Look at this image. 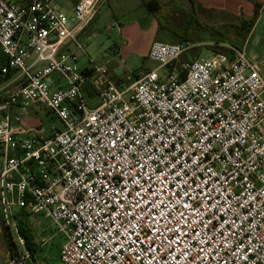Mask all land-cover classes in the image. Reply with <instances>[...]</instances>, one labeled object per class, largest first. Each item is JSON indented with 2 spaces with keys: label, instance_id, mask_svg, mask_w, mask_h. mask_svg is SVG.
<instances>
[{
  "label": "built area",
  "instance_id": "1",
  "mask_svg": "<svg viewBox=\"0 0 264 264\" xmlns=\"http://www.w3.org/2000/svg\"><path fill=\"white\" fill-rule=\"evenodd\" d=\"M101 1L67 14L52 0H0V74L16 75L0 97L9 264H42L50 240L32 232L28 251L21 212L61 234L56 264H264L263 65L239 48L190 58L187 42L153 41L158 67L124 88L101 66H77ZM34 106L61 129L23 137Z\"/></svg>",
  "mask_w": 264,
  "mask_h": 264
},
{
  "label": "rangeland",
  "instance_id": "2",
  "mask_svg": "<svg viewBox=\"0 0 264 264\" xmlns=\"http://www.w3.org/2000/svg\"><path fill=\"white\" fill-rule=\"evenodd\" d=\"M76 2L80 0H52L55 6L66 13L70 12L71 4ZM141 3V0L100 2L97 17L82 37L87 55L84 57L83 54H78L77 66L80 69L101 66L112 82L125 88L131 85L138 75L158 67L154 61L147 58V49L152 41L169 43L165 39L170 33L173 38L187 36L189 42H180L192 45L187 57L209 58L213 51L234 47L243 49L249 60L260 62L264 69V9L258 12V18L246 41L237 35L236 31L242 24L241 19L246 16L251 18L253 11L240 4L242 0H225L222 6L227 12L235 14L216 13V18L213 16L210 21L203 16H194L188 5L187 9L180 7L173 10V17L176 16L177 19L172 18L167 23L159 16H150ZM168 5L172 9L178 7L173 2ZM4 79L0 74V96L12 92L16 86L8 84V80ZM84 98L89 107L98 102L95 95H88L86 92ZM26 113L27 116L29 114L34 117L29 119V122L38 128L30 131L29 138L36 133L47 136L52 128L61 129L62 124L48 115L43 108L38 110L37 114L27 108ZM28 221L37 241L50 236L49 242L38 249L41 263L56 264L63 237L55 233L50 227V221L43 217H28ZM3 233L4 229L0 228V264H9L12 247L8 241L5 242ZM11 237L16 242V234L12 232Z\"/></svg>",
  "mask_w": 264,
  "mask_h": 264
},
{
  "label": "crops",
  "instance_id": "3",
  "mask_svg": "<svg viewBox=\"0 0 264 264\" xmlns=\"http://www.w3.org/2000/svg\"><path fill=\"white\" fill-rule=\"evenodd\" d=\"M147 1H154V0H147ZM155 1H158L160 4H158V10H159V13L157 16L161 17L162 19L165 20V23L169 22L170 19L172 18H175L177 19V17H173V10L175 9H179L180 7L184 8V9H187V5H188V8L189 10L191 11V13L194 14V16H203L206 20L210 21L211 19H213V16H214V19L216 18V13L218 14H221V12H227L226 9L222 6L224 3H225V0H155ZM142 2V0H141ZM163 2V3H162ZM170 2H173L176 4V6L178 7H175L172 9V7H170L168 4ZM77 3V2H76ZM76 3H73L71 4V10L70 12H68L69 14H71L72 12V9H73V6L76 4ZM143 3V2H142ZM141 3V4H142ZM258 3L260 6H259V9L258 11L264 9V0H242V3L240 4H244L245 7L251 9L252 11H254V6L255 4ZM143 5V4H142ZM153 6L155 7V5L153 4ZM156 8V7H155ZM99 9V8H98ZM147 11V9H146ZM66 12V11H65ZM235 12V11H234ZM250 12V11H249ZM67 13V14H68ZM147 13L150 15V16H156L155 14H152V13H149L147 11ZM229 13V12H227ZM230 15L231 14H235V13H229ZM98 15V10H97V13L94 17L93 20H95V18L97 17ZM250 17L249 16H246L245 18H242V20H247L249 19ZM91 20V22L93 21ZM91 22L88 24V26L80 33V35L77 37V40L83 44V41H82V37L83 35L88 31V28L91 24ZM252 30V29H251ZM251 33V31H250ZM250 35V34H249ZM249 37V36H248ZM248 39V38H247ZM246 39V41H247ZM165 40H168L170 44L172 45H176V44H181L180 42L181 41H188L189 39H187V36L186 35H183L181 37H172L171 33L168 34V37H166ZM153 42V41H152ZM151 42V43H152ZM155 42V41H154ZM161 42V41H159ZM189 42V41H188ZM84 45V44H83ZM151 45V44H150ZM150 45L147 49V52H146V55L148 56V52H149V49H150ZM192 45H190L191 47ZM68 49L72 50L73 49V46L72 45H69L68 46ZM191 50V49H190ZM190 52V51H189ZM86 69V68H85ZM84 69V70H85ZM2 76V75H1ZM16 79V75L13 74V76L8 80V84H16L14 82V80ZM16 88V86H15ZM14 90V89H13ZM3 96V95H2ZM0 96V97H2ZM29 109H32L34 113L37 114L38 110L42 109L41 107L39 106H34V107H31ZM11 112L13 114H16V113H20V111L18 110V108L16 107H13ZM27 113H23V115L21 116V122L19 124L20 127L24 128V129H38L34 126H32V124L29 122V119H34V117H32V115H29L28 116L26 115ZM49 115V114H48ZM32 117V118H31ZM13 127V125L11 126ZM30 134H25L23 137H29Z\"/></svg>",
  "mask_w": 264,
  "mask_h": 264
},
{
  "label": "trees",
  "instance_id": "4",
  "mask_svg": "<svg viewBox=\"0 0 264 264\" xmlns=\"http://www.w3.org/2000/svg\"><path fill=\"white\" fill-rule=\"evenodd\" d=\"M142 4L143 6L147 9V11L149 13L155 14L156 16L159 13L158 10V4H160L158 1H147V0H142ZM153 4L155 5V7L153 6ZM259 4L256 3L254 6V11H253V15L251 18L247 19V20H242V24L237 27V31L236 34L240 35V37H242L244 40H246L250 34L251 29L253 28L257 18H258V9H259ZM241 32V34H240ZM186 58V57H184ZM0 71L2 69V67L5 65L6 60L3 56L0 55ZM13 76L12 71L7 72L6 75H4V80H9L11 77ZM15 221H16V225H17V234L22 237L25 241V246L27 247V250L30 252H34L37 248V245H35V243H33V235L32 233V229L30 227V223L28 221V216L24 213L21 212L18 217L16 218V216H14ZM8 229H4V238H5V242L8 241V244L11 241V238L9 236V233L7 231Z\"/></svg>",
  "mask_w": 264,
  "mask_h": 264
},
{
  "label": "flooded vegetation",
  "instance_id": "5",
  "mask_svg": "<svg viewBox=\"0 0 264 264\" xmlns=\"http://www.w3.org/2000/svg\"><path fill=\"white\" fill-rule=\"evenodd\" d=\"M0 228L5 229V228L2 226L1 222H0ZM9 245L12 247V243H11V241H10Z\"/></svg>",
  "mask_w": 264,
  "mask_h": 264
}]
</instances>
